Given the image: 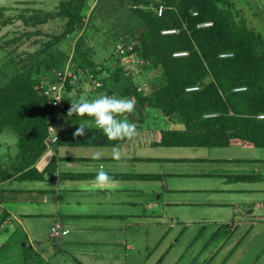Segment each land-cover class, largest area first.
Listing matches in <instances>:
<instances>
[{
  "label": "trees",
  "instance_id": "1",
  "mask_svg": "<svg viewBox=\"0 0 264 264\" xmlns=\"http://www.w3.org/2000/svg\"><path fill=\"white\" fill-rule=\"evenodd\" d=\"M159 1L167 8L162 17L151 9L152 0L121 1L122 6L126 2L132 22L123 32L114 30L113 38L120 45L126 36L127 44L134 45L131 55L143 63L155 61L165 83L143 97L137 90L131 92L133 79L123 72L119 61L117 71L104 79L100 91L134 96L136 105L148 104L172 124L182 125L183 130L162 132V146L227 147L240 139L264 148V118H260L264 116V39L245 20L237 21L233 0ZM99 5L97 1L92 9L88 0H62L53 12L27 15L26 10L16 17H7L0 9L1 26H11L15 35L6 39L8 58L0 65V136L11 131L18 139V154L12 163L4 165L0 154V182L14 177L42 181L46 174L56 178L55 161L44 173L36 168L47 148L48 127L57 122L55 109L40 93L41 85L53 65L54 69L62 67L69 59L61 58L53 48L76 33L87 13L98 11ZM205 23L212 25L200 26ZM48 24L47 31L39 28ZM165 30L178 32L165 35ZM33 37L39 39L28 46ZM24 47L29 50L20 52ZM179 53L186 54L175 56ZM87 55L78 47L74 62L81 70L95 67L92 56ZM192 87L199 89L187 91ZM71 102L67 100L68 108ZM74 131L62 133L59 142L84 145ZM101 134L104 143H124L108 141Z\"/></svg>",
  "mask_w": 264,
  "mask_h": 264
},
{
  "label": "crops",
  "instance_id": "2",
  "mask_svg": "<svg viewBox=\"0 0 264 264\" xmlns=\"http://www.w3.org/2000/svg\"><path fill=\"white\" fill-rule=\"evenodd\" d=\"M100 94H77L70 100ZM130 98L137 104L135 97ZM155 110L162 114L148 104L136 105L127 116L139 135L121 144L124 158L120 160L113 159V145L104 143L102 131L95 127L82 137L84 145L61 144L62 133L76 130L81 121L78 116L68 117L67 110L55 123L58 142L46 146L36 164L44 173L55 161L56 178L46 174L42 181L14 177L0 182V228L22 230L32 245L46 241L37 234L44 227L50 240L62 239L58 253L76 264H127L129 253L123 247L131 252L141 247L151 250L149 235L162 234L166 242L172 234L190 228L211 227L219 234L237 229L244 220L264 222V148L240 139L227 147L162 146L163 131L183 130V126ZM17 142L11 131L0 136L4 165L18 154ZM98 150L103 153L99 160L93 158ZM100 169L113 177L112 185L96 183ZM56 224L68 234L53 238ZM26 247L23 244L25 264H38Z\"/></svg>",
  "mask_w": 264,
  "mask_h": 264
},
{
  "label": "rangeland",
  "instance_id": "3",
  "mask_svg": "<svg viewBox=\"0 0 264 264\" xmlns=\"http://www.w3.org/2000/svg\"><path fill=\"white\" fill-rule=\"evenodd\" d=\"M62 0H2L0 9L5 10L7 17H16L26 13L33 15L36 12L50 13L57 9ZM99 2V10L93 14L87 13L84 23L78 26L76 33L70 36L66 42L59 47L53 48L61 58L75 56L79 47L82 52L92 56L95 67L89 70H97L104 79L109 78L112 73L117 71L116 62L122 64V70L128 77L133 79V92L142 97L153 92L155 89L165 83V77L161 68L153 61L146 65L137 55L126 53L119 55L117 53L118 44L113 38V31L120 29L121 32L130 27V13L125 4L121 1L126 0H88L93 9L96 2ZM232 8L237 21L245 20L248 26L255 30L264 39V0H233ZM114 23V24H113ZM50 24L39 27L42 31H47ZM11 26L2 27L0 24V65L6 62L8 54L4 50L5 42L12 38ZM36 30V29H33ZM123 36V43L126 46H133L128 43V38ZM7 39V40H6ZM39 39L33 37L28 46L33 44V40ZM42 41L45 38H40ZM29 50L27 47L19 51ZM35 50V49H34ZM5 61V62H4ZM55 68L56 66L53 65ZM51 68L47 77H43V83L53 80V71ZM42 83V84H43ZM141 89V91H139ZM103 94L106 91L97 90ZM95 93L94 90H77L79 95H88ZM124 97L123 93H120ZM117 95V94H116ZM77 96V97H78ZM134 97V96H131ZM160 117H166L159 111ZM159 117V119H160ZM159 125L163 126V121L159 120ZM38 236L44 240L42 243L33 241L31 245L22 230L14 233L9 227L0 228V264H25L23 255V244L28 248V254L32 253L33 258L38 264H76L67 254L58 253L56 247L58 242L50 240L49 233H46L44 227H39ZM148 241L151 250L144 247L135 249L133 252L123 247V251L129 253L127 264H264V222H248L244 220L239 223L237 229L231 232L221 231L219 234L213 232L209 227L203 231L199 228H190L186 233L181 234L178 231L163 242L162 234L149 235ZM163 242V243H160ZM160 243L158 249L154 247ZM174 246L172 247V245ZM4 245V247H3ZM31 245V247H30ZM153 254L149 257L150 253ZM39 253L40 259L37 254ZM120 260V259H119ZM125 264V263H123Z\"/></svg>",
  "mask_w": 264,
  "mask_h": 264
},
{
  "label": "clouds",
  "instance_id": "4",
  "mask_svg": "<svg viewBox=\"0 0 264 264\" xmlns=\"http://www.w3.org/2000/svg\"><path fill=\"white\" fill-rule=\"evenodd\" d=\"M230 55L234 57L235 53H230ZM135 111L136 103L133 98L100 94L92 99L81 96L79 99L73 100L67 115L68 117L89 118L78 123V127L73 133L76 137L86 136L88 131L95 127L102 131L109 141L122 142L133 141L139 135L137 125L127 118L129 114H133ZM112 156L115 160L124 158L119 143L113 145ZM93 158L102 159L103 153L98 150L93 154ZM95 181L101 187L114 183L113 177L103 169L97 171ZM67 234L68 230L65 231V235Z\"/></svg>",
  "mask_w": 264,
  "mask_h": 264
},
{
  "label": "built area",
  "instance_id": "5",
  "mask_svg": "<svg viewBox=\"0 0 264 264\" xmlns=\"http://www.w3.org/2000/svg\"><path fill=\"white\" fill-rule=\"evenodd\" d=\"M151 9L156 13L158 17H162L166 11V7L159 0H152ZM197 13H194L196 16ZM212 23H205L200 25L201 27L211 26ZM177 30H165L162 33L165 35L175 34ZM134 49L133 46H126L120 44L117 47V53L119 55H124L126 53L131 54ZM186 53L175 54V56L185 55ZM227 55H222L225 57ZM144 64L149 65L150 62L146 61ZM43 83V82H42ZM104 87L102 77L95 71L91 70H81L77 67L74 62L73 56H71L68 61L59 68L53 71V80L51 82H46L41 85L40 93L47 100L49 106L53 107L56 111L57 119L63 116L68 110L67 100L72 99L77 95V90H100ZM198 87H192L187 89V91H196ZM141 91V89H139ZM214 116V115H210ZM260 118H264L261 116ZM59 137L56 134V125L51 124L48 127V136L46 138V146L57 143ZM65 231L60 224H56L51 229V236L53 238H59L65 236Z\"/></svg>",
  "mask_w": 264,
  "mask_h": 264
}]
</instances>
